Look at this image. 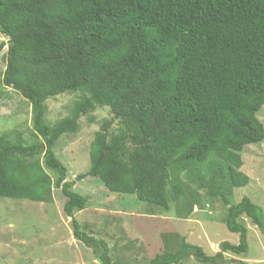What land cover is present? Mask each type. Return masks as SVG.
<instances>
[{"label":"trees","instance_id":"16d2710c","mask_svg":"<svg viewBox=\"0 0 264 264\" xmlns=\"http://www.w3.org/2000/svg\"><path fill=\"white\" fill-rule=\"evenodd\" d=\"M0 33L7 42L3 86L31 105L34 136L23 143L0 135V196L45 201L52 187L66 197L72 235L99 264L109 247L80 227L74 210L86 197L65 180L53 147L78 130L81 115L108 107L120 127L98 130L90 144L91 175L111 192L134 194L167 208L196 177L225 203L248 184L240 170L244 146L264 138L257 112L264 105V0H0ZM79 92L71 113L45 119V101ZM42 154L52 181L32 160ZM168 189H171V188ZM245 216L264 234V212L247 196L227 208L225 226L238 243L207 254L181 239L146 264H177L187 257L220 264L225 252L248 250ZM239 264H249L238 261Z\"/></svg>","mask_w":264,"mask_h":264},{"label":"rangeland","instance_id":"374dc122","mask_svg":"<svg viewBox=\"0 0 264 264\" xmlns=\"http://www.w3.org/2000/svg\"><path fill=\"white\" fill-rule=\"evenodd\" d=\"M6 42L7 37L0 33V43ZM5 65L6 45L0 50V135L7 134L27 144L40 143L42 139L32 131L29 101L18 90L2 84ZM78 97L79 92L49 97L45 101L46 121L54 123L70 115ZM257 117L264 127V105ZM118 121L108 107L98 106L81 115L78 130L61 135L53 147L66 167L65 180L71 182L72 190L86 197L84 208L74 210V215L83 231L106 241L110 264H146L155 254L176 249L181 239L213 254L222 241L238 243V235L225 226L230 204L247 196L264 212V138L243 147L240 170L248 175L249 182L234 188L228 203L208 193L194 176L185 179L184 193L177 198L168 186L167 208L145 203L134 194L109 191L98 177L88 174L89 149L98 130L105 128L110 137L118 131ZM32 160L39 162L52 181L57 178V173L45 166L42 154ZM82 174L85 176L77 179ZM50 192L51 198L45 201L0 196V219L10 223L14 236L24 239L13 253L5 249L8 247H0V264H99L90 248L72 241L70 219L62 208L66 197L61 189L52 187ZM240 220L247 227L248 250L244 254L225 252V259L233 262L220 264H264V234L249 218L241 216ZM177 264L206 263L187 257Z\"/></svg>","mask_w":264,"mask_h":264},{"label":"crops","instance_id":"0c3cea01","mask_svg":"<svg viewBox=\"0 0 264 264\" xmlns=\"http://www.w3.org/2000/svg\"><path fill=\"white\" fill-rule=\"evenodd\" d=\"M30 110H31V105H30ZM4 224V226H0V247L1 246H5L8 248H5L6 250L9 251V253H13L16 251L17 247L21 244H23V240L24 239H19L16 236H14L13 233H11L12 231V226H10L8 224V221L4 220V219H0V225ZM72 241H74L76 243L77 240H75L74 238H72ZM26 246H29L31 244L26 243Z\"/></svg>","mask_w":264,"mask_h":264},{"label":"water","instance_id":"95a60500","mask_svg":"<svg viewBox=\"0 0 264 264\" xmlns=\"http://www.w3.org/2000/svg\"><path fill=\"white\" fill-rule=\"evenodd\" d=\"M91 172H92V171H89L88 174H91ZM84 176H85V175L82 174V175L78 176L77 179H81V178L84 177Z\"/></svg>","mask_w":264,"mask_h":264}]
</instances>
